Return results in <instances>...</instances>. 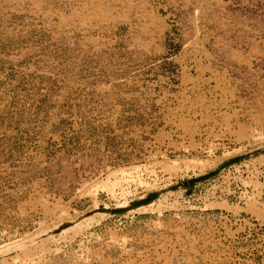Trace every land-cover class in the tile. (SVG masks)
I'll use <instances>...</instances> for the list:
<instances>
[{"label": "rangeland", "instance_id": "1", "mask_svg": "<svg viewBox=\"0 0 264 264\" xmlns=\"http://www.w3.org/2000/svg\"><path fill=\"white\" fill-rule=\"evenodd\" d=\"M0 264H264V0H0Z\"/></svg>", "mask_w": 264, "mask_h": 264}]
</instances>
